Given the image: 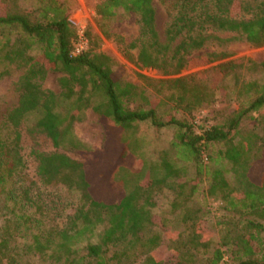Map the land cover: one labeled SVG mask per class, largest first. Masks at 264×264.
Masks as SVG:
<instances>
[{"label":"trees","instance_id":"1","mask_svg":"<svg viewBox=\"0 0 264 264\" xmlns=\"http://www.w3.org/2000/svg\"><path fill=\"white\" fill-rule=\"evenodd\" d=\"M2 2L12 6L0 13V63L4 64L0 77L7 74L8 65L23 69L14 87L16 102L0 111V194L5 199L17 203L21 199L23 204H35V212L42 211L38 203L40 196L30 195V185L19 184L9 190L5 185L27 180L18 129L26 113L40 111L30 131L45 134L54 147L60 146L69 135L75 111L68 115V120L62 117L57 111L59 98L69 100L75 96L78 105L87 107L91 98L100 95L102 99L93 105V110L120 129L117 141L121 147L118 155L109 161L104 177L122 166L137 170L143 167L124 138L125 132L144 121H150L155 128L176 127L170 147L160 153L159 175L151 177L150 168L141 181L115 199L97 197L89 167L83 162L59 151L34 152L43 184L73 188L87 204V208L78 209L70 217L67 226L48 232L45 241H40L43 233L35 235L36 251L46 254L50 237L58 236L61 243L49 256L57 261L65 254L64 264L78 261L80 264H170L154 254L161 237L153 231L152 209L156 192L164 188L173 196L172 208H182L183 221L189 223L184 239L167 243L176 256L173 264H194L201 253L208 252L210 240L203 236L197 220L207 212L206 198L217 193L225 202L224 209L233 212L236 219L229 216L224 222L220 241L206 259L207 264H229L224 260L227 255L233 264H264V173L258 181L250 176L252 165L261 158L264 149V83L254 92L253 99L240 103L223 122L198 132L190 121L178 119L170 112L158 113L157 98L148 99L136 85L121 82L105 53L89 46L80 54H72L76 30L68 20V11L75 6L74 0H36L33 16L19 9L17 0ZM236 5L235 0H171L175 14L164 41L155 29L153 0H100L95 10L103 20L112 19L119 10L132 16L139 27L138 35L127 40L120 37L126 52L137 62L143 65L160 62L167 66L177 60L176 64L182 66L188 62L185 57L201 48L210 36L204 33L205 26L233 32L254 45H264V0L246 20L231 15ZM36 44L41 50L32 55L30 51ZM49 70L63 73L58 79L60 94L45 91L39 85ZM201 102L202 97L195 98V104ZM248 116L263 124L260 134L242 128ZM170 150L177 153L183 166L169 158ZM219 164L222 170L213 167ZM188 167L192 168V177L188 175ZM200 194L202 201H198ZM236 194L239 198H235ZM15 221L22 226L34 221V217L19 213ZM101 221H106L107 227L98 241L87 243L83 254L75 255L76 250L67 244L68 240L81 229ZM17 248L13 231L6 227L0 239V264H34L20 261ZM57 252L60 253L55 257Z\"/></svg>","mask_w":264,"mask_h":264},{"label":"rangeland","instance_id":"2","mask_svg":"<svg viewBox=\"0 0 264 264\" xmlns=\"http://www.w3.org/2000/svg\"><path fill=\"white\" fill-rule=\"evenodd\" d=\"M99 1L74 0L75 6L73 5L74 7L68 11V20L74 21L80 17L87 38V49L93 46L109 56L115 74L121 82L136 85L148 99L157 98L158 113H173L178 119L192 122L193 128L202 132L213 124L223 122L228 115L238 109L240 103L253 99L254 92L264 83L262 67L264 45H254L243 37H237L233 32L208 26H205L203 30L205 34L210 35L207 41L201 48L193 50L186 56L185 59L188 62H184L182 66L176 64L177 60L167 66L160 62L157 65H143L126 52L125 43H122L120 37H124V40L134 39L138 35V24L131 15H126L121 10L112 19H101L95 10V5ZM235 1L237 5L233 8L231 15L246 20L253 16L255 7L261 0ZM17 4L22 11H29L32 16L35 15L34 9L38 5L36 0H17ZM170 5L171 0H153L155 29L162 41L165 40V31L175 14ZM11 6L0 0V13ZM75 28L77 30V26ZM40 50V45L36 44L30 53L37 55ZM3 67L4 64L0 63V71ZM6 68L7 74L0 77V111L16 102L17 93L14 87L23 72L22 68H17L15 65H8ZM62 75L61 71L49 70L39 80V85L45 91L60 94L62 89L58 79ZM199 96L203 98V102L195 104V98ZM101 99V96L97 95L91 98L87 107H83L77 104L75 96L69 100L59 98L58 113L66 120L70 113L75 111V114L71 121L69 135L57 148L45 134L30 131L40 115L39 110L26 113L18 127L21 134L20 154L25 163L24 173L27 180L8 182L5 187L9 190L19 184L30 185V195L40 196L38 203L42 211L35 212V204H23L21 199L17 203V201L5 199V196L0 194V239L6 233V227H9L18 243V259L23 263L64 264L65 254H62L57 261L49 256L52 251L56 252L61 239L58 236L50 237V246L44 254L33 247L35 235L43 233L40 241H45L49 236L48 232L67 226L70 217L78 209L87 208L79 191L63 184L42 183L38 175V160L34 152L59 151L83 162L89 167L92 175L94 193L105 200L115 199L118 195L129 191L135 183L143 179V175L150 168L151 177L158 176L160 173L158 168L160 153L170 147L176 127L167 125L155 128L150 121H144L123 134L133 154L143 163L142 169L122 166L111 176H103L109 161L118 155L121 144L119 145L117 141L120 129L108 119L100 117L92 108ZM254 117L248 116L243 120L242 128L254 130L260 134L263 124H258ZM261 154V158L252 165L250 170V176L255 181H258L264 173V149ZM168 156L176 159L178 166L184 165L174 151L170 150ZM213 167L223 169L221 164ZM187 172L192 177V168L188 167ZM239 196L236 194L235 198ZM202 198L203 195L200 194L198 201H202ZM154 200L153 231L161 237V244L155 249L154 254L157 258L173 264L176 256L168 248L167 243L169 240L175 242L178 239H184L189 223L183 221L182 208H172L173 196L166 189L158 190ZM204 202H206L207 212L197 220V226L200 227L203 236L210 240V247L208 252L198 256L194 264H207L206 259L220 241L224 222L229 216L236 219L233 212L224 209L225 202L220 193L209 196ZM19 213L33 215L34 221L22 226L17 225L15 220L16 214ZM16 226L18 229L15 230ZM106 227V221L90 225L70 238L67 244L76 250L75 255L80 256L85 251V245L97 242ZM30 244L32 247L29 246ZM59 253H55L54 256L56 257ZM224 260L233 264L229 255L225 256ZM79 262L77 264H80Z\"/></svg>","mask_w":264,"mask_h":264},{"label":"built area","instance_id":"3","mask_svg":"<svg viewBox=\"0 0 264 264\" xmlns=\"http://www.w3.org/2000/svg\"><path fill=\"white\" fill-rule=\"evenodd\" d=\"M80 17H77V20L71 21L69 19V22L75 27L77 26L76 30V39L74 42V47L72 49V54L77 55L81 52L85 51L87 49V38L85 37L83 25L81 23Z\"/></svg>","mask_w":264,"mask_h":264}]
</instances>
